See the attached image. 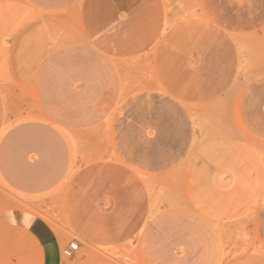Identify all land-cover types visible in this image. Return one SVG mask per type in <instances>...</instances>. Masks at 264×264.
<instances>
[{"label":"rangeland","instance_id":"rangeland-1","mask_svg":"<svg viewBox=\"0 0 264 264\" xmlns=\"http://www.w3.org/2000/svg\"><path fill=\"white\" fill-rule=\"evenodd\" d=\"M52 252L264 264V0H0V264Z\"/></svg>","mask_w":264,"mask_h":264},{"label":"crops","instance_id":"crops-1","mask_svg":"<svg viewBox=\"0 0 264 264\" xmlns=\"http://www.w3.org/2000/svg\"><path fill=\"white\" fill-rule=\"evenodd\" d=\"M53 255V256H52ZM45 264H61L58 254L52 252L48 254Z\"/></svg>","mask_w":264,"mask_h":264},{"label":"built area","instance_id":"built-area-1","mask_svg":"<svg viewBox=\"0 0 264 264\" xmlns=\"http://www.w3.org/2000/svg\"><path fill=\"white\" fill-rule=\"evenodd\" d=\"M79 250V244L72 243L70 244L69 248L66 250V254L71 255L73 253H76Z\"/></svg>","mask_w":264,"mask_h":264}]
</instances>
